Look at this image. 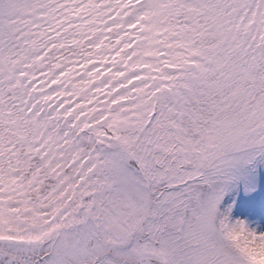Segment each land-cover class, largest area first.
Listing matches in <instances>:
<instances>
[{"label":"snow or ice","instance_id":"snow-or-ice-1","mask_svg":"<svg viewBox=\"0 0 264 264\" xmlns=\"http://www.w3.org/2000/svg\"><path fill=\"white\" fill-rule=\"evenodd\" d=\"M0 264H264V0H0Z\"/></svg>","mask_w":264,"mask_h":264}]
</instances>
